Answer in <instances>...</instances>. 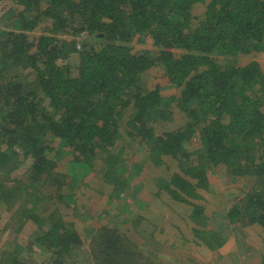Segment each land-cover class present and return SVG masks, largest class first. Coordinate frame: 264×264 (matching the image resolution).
<instances>
[{
	"label": "trees",
	"instance_id": "trees-1",
	"mask_svg": "<svg viewBox=\"0 0 264 264\" xmlns=\"http://www.w3.org/2000/svg\"><path fill=\"white\" fill-rule=\"evenodd\" d=\"M200 2L205 10L190 27L191 9ZM3 19L11 27L0 33V200L22 190L34 211L42 199L36 191L59 188L52 141L71 148L88 166L104 161L111 167L108 147L130 112L127 134L151 144L149 157L177 163L175 191L207 190V170L254 175L260 189L244 192L229 216L264 227V77L255 61L241 64L264 52V0H0ZM41 22L70 30L76 41L31 37ZM147 37L158 48L133 52L129 42ZM10 59L22 67L21 77L7 65ZM157 65L177 95L163 99L160 89L141 87L139 74ZM29 79L36 80L35 89ZM174 110L185 121L158 132L156 126L165 127ZM194 137L198 148L187 151L184 144ZM19 153L30 159V173L12 186L4 176L15 171ZM70 183L76 186L67 177ZM167 184L174 181L166 182L168 190ZM191 217L199 221L202 209ZM47 225L27 243L31 257L46 252L41 264H76L81 232L52 214ZM86 236L92 264H149L116 225ZM27 259L6 252L0 264H32ZM262 259L264 264V253Z\"/></svg>",
	"mask_w": 264,
	"mask_h": 264
},
{
	"label": "rangeland",
	"instance_id": "rangeland-1",
	"mask_svg": "<svg viewBox=\"0 0 264 264\" xmlns=\"http://www.w3.org/2000/svg\"><path fill=\"white\" fill-rule=\"evenodd\" d=\"M204 10L205 3L203 2L197 3L191 9L193 19L191 18L190 20V27L195 26L197 19L202 17ZM10 23L11 22H8L6 19L0 20V33L10 28ZM69 31L70 30L61 32L59 28L57 29L51 26L50 22H41L32 31L31 37L48 35L55 38L59 37L65 42L70 40L75 42V38ZM129 45L135 53L139 52L141 48L148 50L158 48L152 46V39L149 37L141 41L134 40L133 42H129ZM32 51L33 50H31L30 53H32ZM174 52L176 51L171 50L169 54ZM249 61H255L258 64V71H260L264 77V52L253 53L249 59H243L241 64H245ZM7 65L13 66V74L23 71L21 66L19 67V71L18 66L14 65L11 59L8 60ZM2 73L3 72L0 70V77L4 76ZM8 76H11L10 72ZM19 76L21 77V73ZM29 81L27 85L29 84L32 89H35L36 80L29 79ZM139 83L145 92L160 89L163 99H169L173 93L177 95V91L168 89L169 82L161 65L152 67L142 74H139ZM181 113V111L174 110L172 120L166 123L165 127L164 125L156 126L157 131L160 132L162 130L177 128L186 119ZM127 115L130 117L131 113L126 112L123 114L119 122L118 136H115L114 143L108 147V153H113L114 155L111 160V165L115 162L114 165L119 167L114 172L104 161L100 165L95 163L93 166H88L86 162L82 160L83 157L71 151V148L61 145L57 141L49 142L53 148L52 153L55 155L54 159L58 162L57 167L54 169L55 175L53 178L55 181L63 183L58 185L59 188L45 185L40 188L39 191H36L38 192L36 195L42 196V199L35 207L36 209H34V211L32 210V199L22 190H16L17 193L8 197V200H0V255H4L6 252L9 254L14 253L24 259H27V257L30 258L27 260L32 264H41V260L44 259V256L47 257L48 255L46 252H43L42 256L32 252L33 257H31L30 248L27 247V243H30L33 236H36V233L38 235L42 230H46L49 227L47 222L51 214L56 218L64 217V219H67L68 222L73 224L74 229L81 232L79 235L83 241V245L81 246L82 254L76 264H87L88 262L92 264L89 256L90 241L86 235H91L92 232H95L100 226L109 224V222H112V219L114 222L117 220L119 224L118 228L123 231V227L130 226L129 223L134 219L137 220L141 215H144V218L142 221L138 222L140 223L137 224L138 228L144 227L146 230L147 227L149 233L151 232L158 237L159 235L167 236L168 239L181 237L186 241V247L184 249H187L188 247L194 246L192 242L193 236L187 229L188 221H184L183 219L185 210L188 211L189 209L187 205L195 202L197 203V208L202 209L203 217H198V219H201L199 221L197 220V222L202 223L205 227L218 230L226 223L227 226L225 227L229 229L230 226L226 222V219H221L217 216L223 215L222 211L229 208L233 203H238V200L243 198L244 192L260 189V187L254 183V175L247 174L236 176L233 173H228V171L223 168L211 174L212 182L210 191L201 188L199 191L200 194L195 200H188L189 197L186 195L184 201L188 200V202H186L187 204L184 203V206L181 205L183 202L182 200L181 202H177L178 199L173 198L168 200L162 197L164 195L162 194L164 190L158 187L156 188L154 183L158 182L159 179H168L176 174L181 176L177 163L174 160L172 162L163 160V162L159 164V160L156 158L153 159L148 157L149 154H147V150L151 147V144L140 143L139 138L135 139L127 134L131 130V128L125 126L129 118ZM262 137H264V132ZM198 145L199 142L196 137H194L190 143L184 144V147L186 146L187 151H194L198 148ZM18 156L19 161L15 171L7 176L5 175L6 177L4 176L6 179H11V183L14 182L12 186H19L21 182L25 181L26 175L30 173V159L22 157L20 153ZM117 158H119V160ZM104 170L107 172V175L102 177ZM84 171L86 173L89 172L85 177L83 176ZM112 175H114L113 179L115 181L111 178ZM67 177L72 178V181L76 182L77 187H75V184L71 187V183L67 185ZM111 180H113L114 183H112ZM123 180L127 183L126 187H120L119 185V182ZM129 181L130 183L133 181L137 182V190H135V193H133V191L126 192ZM149 181H151L149 185H152L149 190H147L148 193L146 197L155 200L156 203L152 205V210L150 212L134 210L133 206L138 202L140 196V193H137L138 189L144 185L147 186ZM133 189L135 188L133 187ZM172 194L176 197H182L177 191L171 192V195ZM118 195H121V197L117 198ZM211 205H213V207H211L208 212V206ZM112 206L114 208H112ZM223 206L227 208H223ZM128 220L130 222H128ZM22 222L24 224L21 225ZM217 222H221L220 226H218ZM236 223L249 226V230H252L251 224H244L245 221L243 220L238 219ZM139 231L143 230L139 229ZM255 232L259 233L257 234V238L254 239L255 241H252V244L255 243V250L259 251V257H261L264 252V245H261L264 240V227L259 225V231L255 230ZM199 236L196 235V237ZM134 239V242H138V238L134 237ZM180 241L181 239H179L178 242ZM141 248V254L148 255L149 251H145L147 247ZM148 249L155 252V247H153L154 250L151 247ZM244 249L248 251L251 249V246L244 245ZM257 255L258 253L256 254V252H254L252 255H247L245 259L249 257L254 258ZM199 257L202 260L205 259V255L200 253ZM166 259L162 260H164V262L168 261V263L173 260V258L169 256H167ZM185 262L187 261L185 260ZM161 263H163V261Z\"/></svg>",
	"mask_w": 264,
	"mask_h": 264
},
{
	"label": "crops",
	"instance_id": "crops-1",
	"mask_svg": "<svg viewBox=\"0 0 264 264\" xmlns=\"http://www.w3.org/2000/svg\"><path fill=\"white\" fill-rule=\"evenodd\" d=\"M117 159L119 160V158ZM110 168L114 172L119 167L117 165H111ZM88 173L84 171L83 176L84 177L85 175L87 176ZM151 173L153 174L152 171ZM212 173L213 172L211 170H207L208 189L206 191L208 190L210 191L211 182H212V179H211ZM106 175H107V172L104 170V174L102 175V177ZM113 177L114 175H112L111 178L113 179ZM174 178H175V175H173L171 178H168V179H165V178L161 180L159 179L158 182L154 183L156 188L158 187L161 190H164V192L162 193L164 195L162 197L168 200L173 199V198L178 199L177 202H181L182 200L183 201L181 203L182 206L187 204L186 202H188L189 199H192V200L197 199V197L200 194L199 191L201 188L199 189L197 188L196 190L193 189L191 193L189 192L190 195H188L189 198L186 201H184V198H186V193L183 191L182 192L180 191V193L178 192V194L181 195L182 197H178V196L176 197L173 194L171 195L170 189L172 190V193L177 189L175 188L177 181ZM169 179L174 181V184L173 185L167 184V186L169 185L168 186L169 189L167 190L165 187H166V182ZM113 180H111L112 183H114ZM150 182L151 181L148 182L147 186L144 185L143 187L138 189L137 193H140V196H139L138 202L133 206L134 210H138L141 212H146V211L150 212L152 210V205L155 204L156 201L146 197L148 193L147 190H149V188L152 185V184L149 185ZM136 185H137V182L133 181L130 183L129 181L126 192L133 191V193H135V190H137ZM123 187H126V186H123ZM133 187L135 189H133ZM119 197H121V195L117 196V198ZM96 199H100V198H96ZM235 204L237 203H233L232 205H230L229 208H227L226 206H223V208L225 207L227 209L222 211L223 215H219L217 217L221 219L225 218L226 222L228 223L230 227L229 229H226L225 226H227V224L224 223L223 227L219 228L218 230L205 227V225H203L202 223L197 222L196 218L191 217L193 210L197 208V203L192 202L190 203V205H187V208L189 209L188 211L185 210L183 219L184 221L186 220L188 221L187 229H188V232L192 234L193 236L192 242L194 245L193 247H188L189 249L188 248L184 249L186 247L185 246L186 241L181 237L170 238V239H168L167 236L159 235L158 237L157 235H154L151 232L149 233L148 232L149 230L147 227H146V230L144 227L138 228L137 224H140L138 222L142 221V219L144 218V215H141L142 218L136 216L138 217L137 220L134 219L131 222L128 220V222H130L129 223L130 226L123 227L122 232L132 241L135 240L134 237L138 238V242L135 241V243L138 244L140 247H147L145 251H149L148 255H143V254L142 255L144 256V258L148 256L146 259L149 261V264H177V263H181V264H184V263H188V264H262L263 254L261 257H259L260 256L259 251L255 250V243L252 244V241H255L254 239L257 238V234L259 233V232L258 233L255 232V230L259 231V226L252 224L251 225L252 230H249L250 229L249 226H243V225L237 224L236 222L238 220H236V218L232 219L229 216L231 214L230 211L232 210ZM178 206L180 207L179 203H178ZM208 207L209 209L207 211L209 212V210L211 209V207H213V205L208 206ZM112 208L114 207L112 206ZM111 221L112 222H109V224L103 225V226L116 225L117 227H119L117 220L114 222L112 219ZM220 223L221 222H217L218 226H220ZM101 227L102 226H100L99 228ZM139 229L143 231H139ZM206 231H212L211 233L212 235L207 234ZM196 235L198 236L201 235V236L196 237ZM179 239H181L180 242H178ZM203 240L209 241L210 243L209 245H211V247L207 246ZM244 245L251 246V249L247 251L246 249H244ZM261 245H264V240H263V243H261ZM149 247H151L152 249L153 247H155V250L153 249L155 252L148 249ZM263 251H264V247H263ZM254 252H256V254L258 253L256 257L254 258L249 257L248 259H245L247 255L248 256L252 255ZM199 253L202 255H205V259L203 260L200 259ZM167 256L173 258L172 262L169 261L168 263V261L164 262V260H162V259H166ZM185 260L187 262H185ZM162 261L163 263H161Z\"/></svg>",
	"mask_w": 264,
	"mask_h": 264
}]
</instances>
